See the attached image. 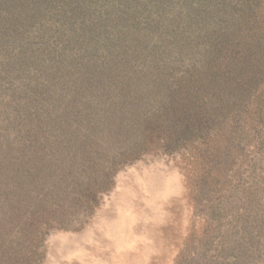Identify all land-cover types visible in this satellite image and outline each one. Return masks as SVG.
I'll return each mask as SVG.
<instances>
[{
	"label": "rangeland",
	"instance_id": "374dc122",
	"mask_svg": "<svg viewBox=\"0 0 264 264\" xmlns=\"http://www.w3.org/2000/svg\"><path fill=\"white\" fill-rule=\"evenodd\" d=\"M211 2L206 12H218L223 39L215 45L213 32L192 31L207 54L168 63L171 79L142 69L144 95L159 92L144 97L143 109L159 105L162 115L142 116L137 135L128 107H120L110 126L127 118L132 134L116 144L119 160L87 159L92 171L58 202L35 175L14 180V204L38 208L30 222L42 219L34 225L46 223L47 231L29 239L24 253L0 252V264H264V0ZM126 85L115 90L118 101L133 94ZM96 147L89 158L116 155ZM22 191L45 197L27 205Z\"/></svg>",
	"mask_w": 264,
	"mask_h": 264
},
{
	"label": "trees",
	"instance_id": "16d2710c",
	"mask_svg": "<svg viewBox=\"0 0 264 264\" xmlns=\"http://www.w3.org/2000/svg\"><path fill=\"white\" fill-rule=\"evenodd\" d=\"M211 4L206 0H0V182L7 189L0 185V252L24 253L29 239L41 238L47 231L46 223L34 225L42 219L30 222L39 209L27 203L45 195L22 191L18 197L28 206L17 208L10 187L14 180L35 175L37 184L49 187L52 201L58 202L81 181L83 171H92L87 159H97L101 166L115 157L119 160L116 144L127 141L132 130L126 127L127 118L111 127L112 117L128 107L132 115L128 120L138 135L142 116L162 115L159 105L153 113L143 109L144 97L151 99L159 92L150 89L144 95L143 87L148 86L141 80L142 69L148 67L152 79H171L168 63L189 62L186 57L201 52L199 60L207 54L205 47L192 41V31L213 32L215 45L223 39L214 21L218 12H206ZM181 41H190L189 47H182ZM124 82L133 94L118 101L115 90ZM103 138L107 147L101 144ZM92 147L113 148L116 155L89 158ZM33 151L36 160L31 164L27 157ZM33 165L38 169L33 170ZM24 209L29 216L21 221L16 213Z\"/></svg>",
	"mask_w": 264,
	"mask_h": 264
}]
</instances>
